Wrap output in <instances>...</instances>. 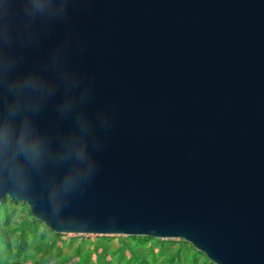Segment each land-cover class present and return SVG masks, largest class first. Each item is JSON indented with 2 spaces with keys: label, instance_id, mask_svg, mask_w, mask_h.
Instances as JSON below:
<instances>
[{
  "label": "water",
  "instance_id": "95a60500",
  "mask_svg": "<svg viewBox=\"0 0 264 264\" xmlns=\"http://www.w3.org/2000/svg\"><path fill=\"white\" fill-rule=\"evenodd\" d=\"M34 30L21 67L57 50L89 89L94 166L71 188L55 161L0 177V201L58 233L181 238L215 264H264V0H68ZM63 93L37 116L53 144L75 124Z\"/></svg>",
  "mask_w": 264,
  "mask_h": 264
},
{
  "label": "clouds",
  "instance_id": "9594fccd",
  "mask_svg": "<svg viewBox=\"0 0 264 264\" xmlns=\"http://www.w3.org/2000/svg\"><path fill=\"white\" fill-rule=\"evenodd\" d=\"M67 4L68 0H23L20 18L12 7L13 0H0V177L26 182L30 169L55 161L68 165L61 183L71 188L93 170L89 152L92 121L84 107L89 89L80 84L78 75L57 50L46 58L47 69L21 67L20 47L35 42L37 22L63 18ZM58 83L64 89L58 114L73 115L75 124L53 144L37 116L56 94Z\"/></svg>",
  "mask_w": 264,
  "mask_h": 264
},
{
  "label": "rangeland",
  "instance_id": "374dc122",
  "mask_svg": "<svg viewBox=\"0 0 264 264\" xmlns=\"http://www.w3.org/2000/svg\"><path fill=\"white\" fill-rule=\"evenodd\" d=\"M0 264H215L181 238L58 233L29 206L0 201Z\"/></svg>",
  "mask_w": 264,
  "mask_h": 264
}]
</instances>
